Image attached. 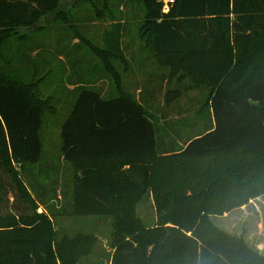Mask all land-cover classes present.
Masks as SVG:
<instances>
[{
	"label": "trees",
	"instance_id": "trees-1",
	"mask_svg": "<svg viewBox=\"0 0 264 264\" xmlns=\"http://www.w3.org/2000/svg\"><path fill=\"white\" fill-rule=\"evenodd\" d=\"M63 1L0 0V264H82L93 253L97 234L54 238L46 210L38 211L47 193L39 177L49 174L51 186L60 175L69 180L71 208L62 214L112 217L110 264H264V254L211 222L264 194V0H175L168 10L161 0H130L145 6L146 43L158 66L186 75L190 89H209L200 109L207 122L186 139L180 127L160 136L129 92L105 98L68 72L67 84L77 85L61 126L63 166L38 172L48 106L51 115L59 110L42 96L55 68L40 53L50 21L77 18ZM84 1L108 9V0ZM55 27L64 53L66 29ZM123 31L114 23L97 50L111 71L112 59L124 58ZM145 195L156 209L148 226L137 213Z\"/></svg>",
	"mask_w": 264,
	"mask_h": 264
},
{
	"label": "rangeland",
	"instance_id": "rangeland-1",
	"mask_svg": "<svg viewBox=\"0 0 264 264\" xmlns=\"http://www.w3.org/2000/svg\"><path fill=\"white\" fill-rule=\"evenodd\" d=\"M161 1L164 2V8L168 10L169 0ZM101 3H103L102 0ZM71 4L73 7L70 10ZM97 7L84 0H65L62 3V10L76 14V21L71 20L69 24L50 21L52 29L49 37L45 39L46 50L40 55L47 61L53 58L55 72L50 79L49 77L46 79L41 91L45 99L52 96L59 110L57 114L51 115L47 105L48 113L45 115L41 131L45 154L43 161L36 166L38 172L44 171L47 166L53 167V171L62 169L63 166L59 153L61 126L76 99L75 93L71 90L77 85L67 84L68 72L75 71L77 73L73 74L75 79L78 77L83 79L84 84L88 83L89 87L100 91L105 98L114 97L119 92H129L154 116L160 136H163L165 128L169 130L180 127L186 139L196 134L202 123L205 124L208 120V113L204 117L205 121L202 119V115H206V112H200V109L204 106L209 89L207 87L190 89L188 86L191 80L186 75L181 73L174 75L170 69L165 73L164 69L155 62L146 43L149 32L147 27H144V23H147L145 6L137 1L108 0V9H105L103 4L98 7L106 13L101 18L97 17ZM116 22L124 28L122 35L124 58L112 59L114 74L97 55V50L105 44L106 30H109ZM58 25L66 29L62 32L67 35L62 44L68 48L64 53H59L56 49L58 45L55 36L59 28L55 26ZM36 28L41 27L37 25ZM76 35L84 37L70 39ZM118 81H120L121 90L116 86ZM75 83L80 82L75 81ZM175 87L180 88V92L169 91ZM171 92L175 96L168 98ZM16 165L19 166L17 163ZM56 174L60 173L57 171ZM51 176V174L49 178L38 176L44 184L42 187L37 184L38 190H44L45 186L47 190V199L45 198V201L38 205V211L46 210L54 238L65 234L73 236L79 232H93L99 237L98 243L93 253L82 260V264H110L114 249L112 217L62 214V208L64 206L69 208L72 197L71 190L66 187L69 185L67 184L69 180L60 175L58 182L51 186L49 184L54 179V177L50 178ZM11 194L12 191H9L8 195L11 196ZM56 194L60 196V199ZM36 196L39 197V194ZM155 210L154 200L148 195H145L137 205V213L147 226L154 223ZM211 222L228 234L242 238L254 250L264 254V194L224 215L211 216Z\"/></svg>",
	"mask_w": 264,
	"mask_h": 264
},
{
	"label": "built area",
	"instance_id": "built-area-1",
	"mask_svg": "<svg viewBox=\"0 0 264 264\" xmlns=\"http://www.w3.org/2000/svg\"><path fill=\"white\" fill-rule=\"evenodd\" d=\"M174 2H175V0H169V1H168V3H167L168 9H169L170 4H172V3H174ZM165 9H166V8H165Z\"/></svg>",
	"mask_w": 264,
	"mask_h": 264
}]
</instances>
